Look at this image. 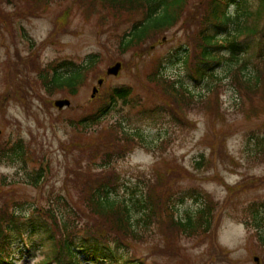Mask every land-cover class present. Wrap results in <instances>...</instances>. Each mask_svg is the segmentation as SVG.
I'll use <instances>...</instances> for the list:
<instances>
[{
	"label": "rangeland",
	"instance_id": "obj_1",
	"mask_svg": "<svg viewBox=\"0 0 264 264\" xmlns=\"http://www.w3.org/2000/svg\"><path fill=\"white\" fill-rule=\"evenodd\" d=\"M200 1L191 0L183 21L121 54L119 36L131 25L130 20L141 18V14L120 22L114 21L109 10H102L101 5L90 7L89 0H52L48 6L44 0L33 5V0H0V143L8 138H22L35 152V160H28L25 166L0 161V204L7 198L14 200L17 210L30 217L34 207L55 204L50 202V192L67 194L69 187L74 193L67 196L69 204L82 206L83 200L76 195L79 187L74 183L75 177H70L74 159L81 151L65 149L64 143L77 139L90 147L89 142L102 130L104 137H109V125L117 120L136 140L130 151L112 162L122 178L118 189L110 193L112 197L130 204V199L139 195V189H132L141 187V174L150 175L156 169L163 173L172 166L178 172L181 170L172 179L176 181L172 182L174 188L199 187L211 201L218 202L209 232L190 237L174 235L178 254H169L167 250V227L163 228L165 232H159L152 225L146 229L144 240L137 236L131 242L134 256L149 264H264V248L257 230L252 228L254 219H247L244 213V204L264 200V159L254 158L257 144L250 138L252 133L264 136V97L238 92L230 76V70L236 67L227 61L216 65L214 75L203 81L197 82L190 76L202 27L201 23H194L192 16L203 11L194 9ZM257 3L258 0H249L252 8ZM33 54L38 55L35 58ZM93 54L98 60L76 94H49L41 86V79L34 81L36 61L39 69L61 59L83 63ZM118 61L122 63L119 73L108 74V69ZM257 62L254 54L245 71L253 70ZM155 71L161 77L168 76L164 78L167 83L177 81L189 88L193 103L178 102L177 109L174 96L165 92L162 80L150 79ZM213 84L220 87L207 95ZM121 85L133 89L132 105L122 106L117 101L115 109L109 110L98 125L91 126L90 134L73 126L81 117L95 112L111 88ZM94 87L98 90L93 95ZM63 98H69L71 103L60 109L55 101ZM155 107L160 113L151 114ZM44 152L50 174L48 181L36 187L26 182V173L42 166L40 157ZM202 156L213 158V166L198 169L195 162ZM86 159L85 156L83 160ZM93 161L97 166L101 163L99 157ZM93 175L97 178L102 172ZM65 204L62 202L61 209ZM199 206V202L186 197L175 207V216L185 218ZM131 209L133 218L138 219L140 212ZM87 214L80 216L83 222L101 225L95 216L85 218ZM43 251H37L34 257H17L16 264H41Z\"/></svg>",
	"mask_w": 264,
	"mask_h": 264
},
{
	"label": "trees",
	"instance_id": "obj_2",
	"mask_svg": "<svg viewBox=\"0 0 264 264\" xmlns=\"http://www.w3.org/2000/svg\"><path fill=\"white\" fill-rule=\"evenodd\" d=\"M36 1L33 0L32 5ZM51 1L44 0L46 6ZM75 1L81 3V0ZM190 3L191 0H89L90 7L101 5L102 10H109L108 14L114 21L128 22L133 16L141 14V18L130 20L131 25L119 36L121 54L143 45L149 38H155L181 22L190 10ZM231 6H235V9H231ZM198 8L203 11L195 13L192 18L194 23L199 22L202 27L198 31L200 42L190 65V76L197 82L203 81L206 76L214 75L212 70L216 65L227 61V64L236 67L230 70V76L231 84L238 92H246L250 97H264V64L261 63L264 62V25H261L264 0H258L255 8L249 5V0H202L194 6V9ZM102 19L105 20V15ZM254 54L258 62L253 70L247 72L245 67ZM37 55L33 54L35 58ZM96 56L90 55L83 63L70 59L54 60L46 67H40L41 69H38L36 61L33 65V71L37 74L34 81L41 79V86L49 94L64 91L76 94L86 74L96 64ZM154 73L155 76L150 79L162 80L165 92L174 96L177 109L181 102L193 103V93L189 88L177 81L167 83L164 78L168 76L163 74L165 77H161L160 72ZM216 85L209 88L207 95L220 87ZM132 92L129 85L114 86L108 95L105 93L107 97L95 112L81 117L73 126L86 129L90 134L91 126L98 125L109 110L115 109L117 101L122 106L132 105ZM137 100L142 102L141 99ZM155 108L151 109V114L160 113L158 107ZM120 122L114 120L109 125V137H104V130L97 134L93 142H89L92 144L90 147L77 139L64 143L65 149L77 148L81 151L79 157L74 159L75 166L71 167L70 177H75L74 183L79 187L76 195L83 200L82 206L76 208L69 204L67 196L74 194L69 187L67 194L50 192V202L55 204L34 207L30 217L17 210L14 200L7 198L0 204V264H16L17 257H34L41 249H44L41 264H149L146 259L132 254L131 242L137 236H143L144 240L146 229L152 225L157 226L159 232H165L163 228L167 227L164 235L169 239L166 244L169 254H178L180 250L173 239L175 234L190 237L192 234L211 230L218 202L211 201V197L199 187L174 188L172 182L176 181L172 179L181 174V170H176L178 168L171 166L170 170L166 168L163 173L156 169L150 175L141 174V187L132 189L133 192L139 189V195L130 199V204L111 196L110 193L118 189L117 185L122 179L112 162L121 157L119 155L130 151L136 140V136L128 133ZM122 136L124 137L120 138ZM250 138L257 144L254 158L263 160L264 136L252 133ZM31 149L30 144L22 138H8L0 143V161L19 162L25 166L28 160H35V152ZM45 154L44 152L40 157L42 166L34 169L32 173H26V182L36 187L42 181H48L50 174L47 164L49 159ZM85 156L87 159L83 160ZM98 157L101 163L97 166L93 160ZM213 161V158L206 159L202 156L195 164L198 169H205L212 167ZM94 172H102V175L96 178ZM186 197L193 198L200 206L193 214L179 218L175 216V207ZM62 202L66 204L61 209ZM244 205V213L247 219H254L252 228L257 230V236L264 248V200H255ZM131 208L140 212L138 219L133 218ZM84 213H88L85 218L97 217L101 225L83 222L80 216Z\"/></svg>",
	"mask_w": 264,
	"mask_h": 264
},
{
	"label": "water",
	"instance_id": "obj_3",
	"mask_svg": "<svg viewBox=\"0 0 264 264\" xmlns=\"http://www.w3.org/2000/svg\"><path fill=\"white\" fill-rule=\"evenodd\" d=\"M121 67H122V63L119 62V61L116 62L113 66H111L108 69V74H115V75H117L119 73ZM99 83L101 84L102 83V80H100ZM97 90H98L97 87H94V89H93V95L96 94ZM70 103H71V101L68 98L58 99V100L55 101V105L58 106V108H60V109L64 108L65 106L70 105ZM255 259L258 260L257 257Z\"/></svg>",
	"mask_w": 264,
	"mask_h": 264
}]
</instances>
